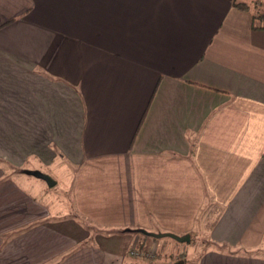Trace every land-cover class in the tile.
Wrapping results in <instances>:
<instances>
[{"label":"crops","instance_id":"obj_1","mask_svg":"<svg viewBox=\"0 0 264 264\" xmlns=\"http://www.w3.org/2000/svg\"><path fill=\"white\" fill-rule=\"evenodd\" d=\"M237 1L0 0V264H149L9 176L58 158L75 216L169 250L204 226L194 264H264V30Z\"/></svg>","mask_w":264,"mask_h":264},{"label":"rangeland","instance_id":"obj_2","mask_svg":"<svg viewBox=\"0 0 264 264\" xmlns=\"http://www.w3.org/2000/svg\"><path fill=\"white\" fill-rule=\"evenodd\" d=\"M249 2L251 9H254L252 3H258L257 7L264 10V0H244ZM59 158L56 162L50 166H42L39 168H26L25 171H21L20 168H14L10 170V178L21 184L23 188L37 200L45 208L49 210L50 215L46 220L58 228H66L70 233L72 231L76 236L83 235L86 238V242L104 244V243H120V246H126L129 244L130 248L128 254L138 258L137 246L133 247L132 239L136 236L138 240H145L147 253L144 255L149 264H163L159 259L164 261H171L170 264H176L177 262L182 264H194L197 261V257L208 248L213 247V241L210 238L209 231H205V227L201 226V232L196 231L189 242H183V245H179L177 249L166 248L162 245L160 237L164 233H147L145 231H139L138 235L129 233L126 230H112L107 231L92 224L87 219L75 216L74 212L70 209L69 199L71 194V178L76 171V167L72 164H68V168H63L59 165ZM30 178V180L28 179ZM24 179V180H23ZM54 180L56 183L50 185L49 181ZM70 180V181H69ZM34 181V182H32ZM203 216V214H202ZM202 223H200L201 225ZM72 225H75V229ZM72 229V230H71ZM148 235H146V234ZM153 237H158L154 240ZM130 239V241H127ZM156 241V242H155ZM112 251L113 249H109ZM121 251V249H119ZM134 250H136L134 252ZM127 254V252H126ZM142 255V254H140ZM139 255V256H140Z\"/></svg>","mask_w":264,"mask_h":264},{"label":"trees","instance_id":"obj_3","mask_svg":"<svg viewBox=\"0 0 264 264\" xmlns=\"http://www.w3.org/2000/svg\"><path fill=\"white\" fill-rule=\"evenodd\" d=\"M252 5H254V9H252L253 10V27L255 29L264 30V10H262L260 7H257L258 3H252ZM236 6L242 9H251L249 6V2H246L244 0H238L236 2ZM176 264H182V263H180L179 261V263L177 262Z\"/></svg>","mask_w":264,"mask_h":264},{"label":"water","instance_id":"obj_4","mask_svg":"<svg viewBox=\"0 0 264 264\" xmlns=\"http://www.w3.org/2000/svg\"><path fill=\"white\" fill-rule=\"evenodd\" d=\"M49 183H50V185H54L56 182L54 180H51V181H49ZM169 235H171V234H169ZM171 236L175 237L179 241H186V240L189 239L188 237H182V238H180V237H178L176 235H171Z\"/></svg>","mask_w":264,"mask_h":264},{"label":"built area","instance_id":"obj_5","mask_svg":"<svg viewBox=\"0 0 264 264\" xmlns=\"http://www.w3.org/2000/svg\"><path fill=\"white\" fill-rule=\"evenodd\" d=\"M136 254H138V252Z\"/></svg>","mask_w":264,"mask_h":264}]
</instances>
